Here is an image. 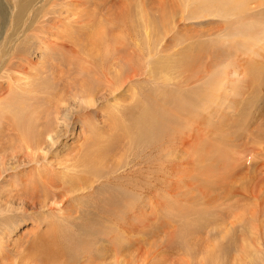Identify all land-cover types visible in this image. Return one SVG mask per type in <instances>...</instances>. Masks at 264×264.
Returning a JSON list of instances; mask_svg holds the SVG:
<instances>
[{
    "label": "bare ground",
    "instance_id": "6f19581e",
    "mask_svg": "<svg viewBox=\"0 0 264 264\" xmlns=\"http://www.w3.org/2000/svg\"><path fill=\"white\" fill-rule=\"evenodd\" d=\"M57 1H51L54 9L64 3ZM192 1L198 11L223 19L226 27L237 23L230 30L232 37L250 39L251 47L264 39V0ZM27 2L0 0V264H135L136 258L139 264H149L152 244L134 237L138 227L141 231L150 227L147 223L155 209L150 175L155 169L163 178L167 163L181 151V114L173 112L172 105L167 107L172 103L170 92L166 96L157 84L159 94L151 95L148 84L159 76H137L163 71L162 61L151 58L161 42L154 41L156 28L147 21L134 33L126 25L119 28L115 18L113 23L104 18L110 25H97V31L86 36L88 43L84 32L77 36L76 31L69 32L62 39L51 17L54 12L41 13L42 5L31 13ZM65 2L69 6V0ZM247 19L253 21L241 22ZM122 30V41L109 47L108 42L117 38L114 33ZM242 41L241 52L235 48L231 57L239 56L258 70L264 42L253 49ZM82 49L87 50L80 55L84 62L94 55L101 59L100 67L89 62L98 68L96 76H85L87 69L72 67L69 57L78 56ZM216 51L217 62L222 52ZM34 52H40L43 60L32 62L29 54ZM168 64V69L181 71V52ZM245 67L239 72L249 73ZM259 73L218 75L211 93L197 96L201 101L196 97L195 122L203 156L205 142L210 147L234 148L233 143L244 135L255 117L249 114V106L262 91L264 96V73ZM176 77L180 80H175L173 94H181V76ZM138 80L142 91L134 83ZM247 84L254 85V91ZM129 91L131 103L123 105V93ZM108 97L113 104L98 109L97 101ZM97 113L101 119L94 117ZM106 123L111 124V136L103 130ZM176 165L170 163L171 168ZM45 209L54 213L41 215ZM40 216L45 221L39 222ZM21 222L34 224L29 236L17 241L11 237ZM42 223L45 231H40ZM175 239L181 249V238ZM159 241L155 251L163 253L168 240Z\"/></svg>",
    "mask_w": 264,
    "mask_h": 264
},
{
    "label": "rangeland",
    "instance_id": "374dc122",
    "mask_svg": "<svg viewBox=\"0 0 264 264\" xmlns=\"http://www.w3.org/2000/svg\"><path fill=\"white\" fill-rule=\"evenodd\" d=\"M27 1V11H31V13L39 7L41 8L42 5L43 8L39 9L41 13L44 12L50 16V13L54 12L51 17L54 15V26L62 33V39H66L64 34L68 38L67 33L69 32L76 31V36L77 33L80 35L81 32H84L83 40L88 43L86 36L90 34V31L96 32L98 27L107 24L104 18L110 19L111 22L115 18L117 21L115 23L119 28L126 25L125 28L134 31V33L136 30L141 31L140 27H142L143 22L147 21L151 27L156 28L154 41L161 42H158V52L156 51L155 56L153 55L151 58L162 61V64L159 63V65L163 66V71L158 69L159 71L155 70L157 74L145 72L137 76L154 75L155 78L159 76L160 81L154 80L152 84L146 86L151 95H155L154 91L159 94L155 89L158 87L157 84L165 90L166 96L170 92L172 103H169L167 107L172 105L173 112L181 114V151L177 154V158L172 161L173 163L177 162L176 166L171 168L170 163L172 162L167 163L169 170L163 178L158 177V171L155 169L150 175L151 201L155 209L152 210L151 220L147 223L150 227H146L142 231L138 227V234L134 237L147 238L148 242L152 244L149 264H264L263 91L249 106L248 110L252 112L249 114H255V117L247 124L246 133L244 132V135L236 141L234 140V148L232 146L229 148L222 147L219 144H213V147H210L205 142L203 156L200 152L201 145L195 122V111L199 105L197 100L200 98L201 101L203 94L211 93L214 89L212 86L216 76H261L260 70L264 73V59L258 63L259 69L257 70L254 65L248 62L243 63L242 59L240 61L239 56L231 57L235 56L234 54L231 55L235 48L241 52L239 48H242L243 45L239 44L243 42L242 40L247 42L246 47L256 49L264 42V39L260 40L261 43L258 42L259 45L256 43L251 47L250 42L248 43L250 39L246 40L241 36L232 37L230 30L236 27L237 23L229 27L222 25L223 19L214 16L209 11H198L200 9L192 0L189 2L188 0H69V6L64 4L66 3L64 0V3L62 2L60 7L57 6L55 9L53 7L56 4L51 3L52 0H48L49 2L47 0ZM75 1L78 2L77 6L74 4ZM62 5H65L66 8ZM26 16L25 19H29V15ZM75 20L77 21L75 22ZM248 20L253 21L247 19V21L241 22L247 23ZM109 25V23L106 25L107 28ZM164 28L169 32L162 31ZM108 33L111 34V32ZM160 34H164L162 39H159L161 38ZM123 35V30L115 32L114 36L117 38L113 37L108 42L109 47L115 45V42L119 44ZM56 39V37L51 38V40ZM43 41L48 43L47 40ZM261 46L260 48L263 50L264 47ZM78 48L79 46L76 47V49ZM216 50L222 52V60L217 62L218 51ZM86 52V49H82L77 54L78 56L74 53L75 56L69 57L72 67L75 70L81 67L87 69L88 74L85 76H96L93 73L98 68L95 65H90L93 62L100 63L101 59L94 55L93 58H85L89 59L91 64L84 62L83 59H80V55ZM180 52L181 71H174L173 68L168 69V65H171L168 63L174 62ZM120 53L124 56L123 51L120 50ZM69 54L72 55V53ZM29 56L33 60L32 62L43 60L40 52H34L33 56L31 54ZM234 58H238V61ZM242 66H246L245 69L249 73L239 72ZM233 68L237 69L235 74ZM149 70L151 71V69ZM99 76H101L100 73ZM176 76H181V81H179V83L181 82V94H173L176 86L174 85L175 80L176 83L180 80ZM162 77L170 82L167 83ZM134 83L140 87L141 82L139 80L134 81ZM164 84L165 87H163ZM252 86L247 84L246 87L247 89L251 87L250 89L253 90ZM143 88L144 86L141 91ZM130 93L131 91L123 93L124 96L121 101L123 105L131 103V98L128 97ZM105 99L107 98L97 101L98 109H106L109 104H113L111 97ZM97 114L94 117L101 119L99 113ZM110 128L111 124L109 123L103 126V130L108 136L113 135ZM72 141L73 138L66 142L68 144ZM209 156L210 158H208ZM48 212L45 209L41 215L48 216L54 213ZM40 217L39 222L45 221L43 216ZM21 224L14 235L12 234V239L18 241L21 237H28L34 222L25 224L21 222ZM44 227L47 226L42 223L40 231L47 229ZM175 238H181V249H177L178 244ZM161 239H166L168 242L165 241L166 246L163 253H158L155 250ZM132 262L139 264L140 260L136 258Z\"/></svg>",
    "mask_w": 264,
    "mask_h": 264
}]
</instances>
